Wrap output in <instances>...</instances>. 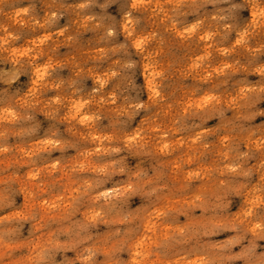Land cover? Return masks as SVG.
<instances>
[{"label": "clouds", "instance_id": "9594fccd", "mask_svg": "<svg viewBox=\"0 0 264 264\" xmlns=\"http://www.w3.org/2000/svg\"><path fill=\"white\" fill-rule=\"evenodd\" d=\"M0 264H264V0H0Z\"/></svg>", "mask_w": 264, "mask_h": 264}]
</instances>
